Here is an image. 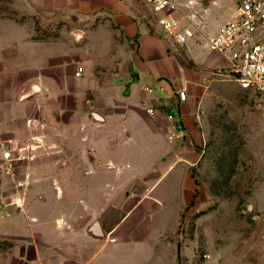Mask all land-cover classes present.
Wrapping results in <instances>:
<instances>
[{"label": "crops", "instance_id": "crops-1", "mask_svg": "<svg viewBox=\"0 0 264 264\" xmlns=\"http://www.w3.org/2000/svg\"><path fill=\"white\" fill-rule=\"evenodd\" d=\"M170 1L190 50L185 21L211 39L237 7V0ZM158 16L145 0H0V142L29 155L11 173L0 166V264H128L130 221L160 210L144 185L152 164L170 160L168 171L185 163L180 139H170L164 96L179 86L197 102L208 90L185 79ZM201 47L229 65L210 40ZM125 166L138 192L133 184L110 203L109 193L99 194L102 182H88L131 177ZM183 250L178 244L176 264Z\"/></svg>", "mask_w": 264, "mask_h": 264}, {"label": "rangeland", "instance_id": "rangeland-1", "mask_svg": "<svg viewBox=\"0 0 264 264\" xmlns=\"http://www.w3.org/2000/svg\"><path fill=\"white\" fill-rule=\"evenodd\" d=\"M185 22L195 40L193 50L169 42L174 43L185 79L204 90L208 86L207 95H197V102L188 95L182 99L180 92L185 90L178 86L164 96L162 108L173 128L170 139H180L185 163L176 162L168 171L170 160L157 167L152 164L153 175L144 185L153 188L151 195L159 198L160 210L133 216L136 241L128 248L130 258L122 261L176 264L181 243L183 264H264V98L242 88L227 62L210 48L202 49L210 35L202 31L203 36L196 37L200 30ZM165 150L166 159L176 154V147ZM121 154L125 159V151ZM125 169L131 177L124 172L108 182L105 177L88 182L103 183L99 194L109 193L111 203L119 190L129 192L133 184L138 192L133 167ZM139 238L144 240L139 243ZM128 249L121 256H127Z\"/></svg>", "mask_w": 264, "mask_h": 264}, {"label": "built area", "instance_id": "built-area-1", "mask_svg": "<svg viewBox=\"0 0 264 264\" xmlns=\"http://www.w3.org/2000/svg\"><path fill=\"white\" fill-rule=\"evenodd\" d=\"M152 11L159 14L157 23L162 33L177 44L184 45L188 31L174 14L175 5L170 0H145ZM264 28V0H237V7L231 20L225 23L210 39L212 49L225 56L237 81L245 89H253L264 98V40L260 39ZM82 68L77 75H80ZM151 90L150 88H148ZM186 98L185 91L180 92ZM148 112L154 113L149 108ZM0 166L11 173L18 161L26 159L24 147H13L11 141H1ZM207 258L211 255L207 254Z\"/></svg>", "mask_w": 264, "mask_h": 264}, {"label": "water", "instance_id": "water-1", "mask_svg": "<svg viewBox=\"0 0 264 264\" xmlns=\"http://www.w3.org/2000/svg\"><path fill=\"white\" fill-rule=\"evenodd\" d=\"M97 227H98V226H97L96 224L93 226V232H94L97 236H100V231L98 230ZM177 254H178V259H179V261H180V259H181V247H180V245L178 246Z\"/></svg>", "mask_w": 264, "mask_h": 264}]
</instances>
